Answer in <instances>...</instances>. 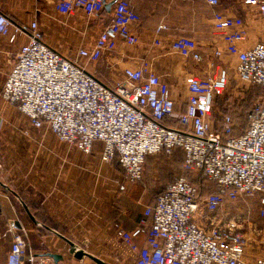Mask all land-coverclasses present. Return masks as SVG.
Wrapping results in <instances>:
<instances>
[{
  "label": "built area",
  "instance_id": "obj_1",
  "mask_svg": "<svg viewBox=\"0 0 264 264\" xmlns=\"http://www.w3.org/2000/svg\"><path fill=\"white\" fill-rule=\"evenodd\" d=\"M108 1L57 0L55 7L63 13L81 9L96 17ZM204 1L213 8L212 25L223 42L212 47L210 56H235L239 79L264 87V40L240 47L247 32L244 19L218 9L220 0ZM244 2L255 5L264 18V0ZM111 10V20L93 46H80L77 57L95 61L103 51L116 49L118 41L126 46L137 43L132 24L140 17L129 0H115ZM164 27L159 24L157 31ZM0 33L10 41L21 33L28 34L5 74L1 96L17 104L33 126H46L84 153L99 140L101 159L111 161L117 155L131 181L142 178L148 155L162 150L169 153L180 146L185 153L184 166L215 184V191L205 192L203 185L189 176H178L145 206L138 226L132 230L116 226V235L134 251L135 264H264V255L246 259L251 236L244 230L243 220L220 212L227 200L256 197L258 213L264 216V94L248 110L246 127L232 135L230 115H223L219 128L213 120V104L227 85V72L221 65L206 77L185 75L187 105L185 110L176 111L169 84L150 70L146 61L125 66L123 79L107 84L88 72L76 57L43 41L36 21L14 24L0 11ZM170 47L182 57L202 58L190 36L174 37ZM167 115L176 117L184 128L164 125ZM146 223L145 241L138 246L134 237ZM247 225L249 230L258 231L254 222ZM8 234L10 246L3 264H22L26 241L11 225L0 235ZM33 257L30 264H35ZM50 264L66 263L52 260Z\"/></svg>",
  "mask_w": 264,
  "mask_h": 264
},
{
  "label": "crops",
  "instance_id": "obj_2",
  "mask_svg": "<svg viewBox=\"0 0 264 264\" xmlns=\"http://www.w3.org/2000/svg\"><path fill=\"white\" fill-rule=\"evenodd\" d=\"M56 1L0 0V10L16 21H12L14 24L36 21L43 41L76 57L88 72L107 84L123 79L125 66L146 61L149 69L169 84L174 109L182 111L188 97L185 75L206 77L220 66L210 52L223 42L212 25L213 8L204 0H129L140 17L132 24L137 43L126 46L118 41L116 49L103 51L95 61L77 57V49L93 46L111 20V7L89 17L81 9L63 13L55 7ZM218 9L240 15L246 22V38L240 47L264 40V18L255 5L244 0H220ZM159 24L165 27L157 31ZM178 35L195 39L202 54L200 60L182 57L171 49L170 43ZM27 39L26 33L14 41L0 33V234L11 225L23 235L26 246L22 264H30L31 255L35 264L50 263L49 253L62 254L60 260L66 264H96L90 257L89 262L88 256L76 257L62 236L110 264H135V253L116 235V226L125 230L138 226L145 206L163 187L155 189L144 179L129 180L117 159H101L99 140L84 153L75 144L60 140L46 126H33L17 104L1 96L5 74L19 45ZM182 175L187 176H178ZM223 214L229 215L226 211ZM146 220L148 223L149 217ZM147 223L134 237L138 246L145 241ZM9 246V234L0 235V264Z\"/></svg>",
  "mask_w": 264,
  "mask_h": 264
},
{
  "label": "rangeland",
  "instance_id": "obj_3",
  "mask_svg": "<svg viewBox=\"0 0 264 264\" xmlns=\"http://www.w3.org/2000/svg\"><path fill=\"white\" fill-rule=\"evenodd\" d=\"M218 59V58H217ZM227 72V85L222 95L215 99L213 104V120L215 127L220 122L223 115H230L234 131L239 132L243 129L245 115L250 107L257 101L261 100L262 92L253 83L243 81L235 73V58L223 55L217 61ZM176 94L178 86L176 85ZM250 92L252 94L250 95ZM258 92H260L258 94ZM172 154H151L148 155L144 163L143 175L141 180H147L151 186L157 189L172 179L177 174H182V156L181 152L176 149ZM0 167L1 163H0ZM1 169V168H0ZM228 212L229 215L243 220L244 230L248 231L247 235L251 238L246 248V259L250 260L254 256L264 255V216L258 213V201L256 197L238 198L234 201H225L220 212ZM254 222L258 231H251L247 227L248 222ZM87 260L91 262L88 257Z\"/></svg>",
  "mask_w": 264,
  "mask_h": 264
},
{
  "label": "trees",
  "instance_id": "obj_4",
  "mask_svg": "<svg viewBox=\"0 0 264 264\" xmlns=\"http://www.w3.org/2000/svg\"><path fill=\"white\" fill-rule=\"evenodd\" d=\"M104 10H106L105 8L103 9V11ZM0 11H2V10H0ZM102 11V12H103ZM3 12V11H2ZM6 16H8L9 18H10V16L7 14V13H5V12H3ZM11 19V18H10ZM12 21H14V20H12ZM14 22H16V21H14ZM254 86L255 87H257L258 89H259V91L261 90V94L263 95L264 94V87H262L261 85H259V84H254ZM260 92H258V94H259ZM252 94V92H250V95ZM217 98V97H216ZM223 117V116H222ZM222 117H221V120H220V122L219 123H217V125H218V128L220 127V125H221V121H222ZM162 123L164 124V125H167V126H172V127H176V128H184V125L183 124H181L180 122H179V120L176 118V117H173V116H165L164 118H163V120H162ZM246 125H247V116L245 115V120H244V125H243V129L246 127ZM242 129V130H243ZM220 130V129H219ZM235 129H233L232 128V131L230 132L232 135H238V134H240V132L242 131H239V132H236V131H234ZM176 149H178L180 152H181V156H182V161H181V164H182V169H183V173H185V174H187V176H189L190 178H192L196 183H198V184H202L203 185V187H204V191L205 192H212V191H215L216 190V186H215V184L213 183V182H206V179H205V177H203V176H201V174H197V176L195 175V173H193L192 171H190V169H188V168H186L185 166H184V155H185V153H184V150H183V148L182 147H180V146H175L169 153H165L164 152V150H162V151H160V152H158L157 154H159V153H163V154H172V153H174V152H176L175 150ZM113 159H117L118 160V157H117V155L113 158ZM125 172V171H124ZM178 175H180V174H177L176 176L178 177ZM176 176H174L175 178H176ZM172 178L171 180H173V179H175V178ZM141 180V179H140ZM136 181H138V180H136ZM170 180H168L165 184H164V186H162L161 188L162 189H160L159 188V190L158 191H156V193H155V198H156V196L164 189V187H165V185L169 182ZM206 184V185H205Z\"/></svg>",
  "mask_w": 264,
  "mask_h": 264
},
{
  "label": "water",
  "instance_id": "obj_5",
  "mask_svg": "<svg viewBox=\"0 0 264 264\" xmlns=\"http://www.w3.org/2000/svg\"><path fill=\"white\" fill-rule=\"evenodd\" d=\"M115 0H110V1H108V2H106V4H105V8L107 9V10H110V7H111V4L114 2ZM25 205V204H24ZM32 216V215H31ZM33 217V216H32ZM62 236V235H61ZM65 240H66V242H68L69 243V245L71 246L72 244H74V241H72L70 238H68V237H66V236H62ZM71 252L76 256V257H83V255L82 254H78V252L76 253V252H74L73 250H71ZM49 256L52 258V260L53 261H58V260H60V259H62V254H60V253H49ZM87 256L88 257H90L95 263H97L99 260H102V259H100L99 257H97L96 255H94V254H92V253H90V252H88L87 251ZM106 263V262H105ZM39 264H50V263H48V262H43V261H41V262H39ZM106 264H110V263H106Z\"/></svg>",
  "mask_w": 264,
  "mask_h": 264
},
{
  "label": "bare ground",
  "instance_id": "obj_6",
  "mask_svg": "<svg viewBox=\"0 0 264 264\" xmlns=\"http://www.w3.org/2000/svg\"><path fill=\"white\" fill-rule=\"evenodd\" d=\"M71 250H73L76 253L78 252V254H82L83 256H87V252L84 249L77 246L76 244L71 245ZM105 262L106 261L99 260L96 264H106L107 262L106 263Z\"/></svg>",
  "mask_w": 264,
  "mask_h": 264
}]
</instances>
